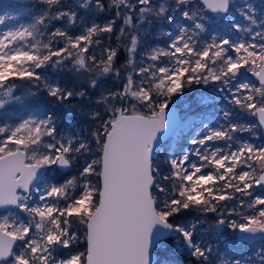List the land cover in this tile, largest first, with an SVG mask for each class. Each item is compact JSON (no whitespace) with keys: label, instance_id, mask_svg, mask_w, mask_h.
<instances>
[{"label":"snow or ice","instance_id":"obj_1","mask_svg":"<svg viewBox=\"0 0 264 264\" xmlns=\"http://www.w3.org/2000/svg\"><path fill=\"white\" fill-rule=\"evenodd\" d=\"M0 264H264V0H0Z\"/></svg>","mask_w":264,"mask_h":264},{"label":"rangeland","instance_id":"obj_2","mask_svg":"<svg viewBox=\"0 0 264 264\" xmlns=\"http://www.w3.org/2000/svg\"><path fill=\"white\" fill-rule=\"evenodd\" d=\"M206 88L207 86L197 85L195 86V89L193 91L187 92L184 96L175 98V101L172 105H175L178 108L182 116L185 114L195 115V113L197 111H200L201 109L196 106V102L194 98L197 96L199 92H201ZM204 94L207 95L208 93L205 91ZM185 105H188V107H185ZM171 143H172L171 140L167 141V144H171ZM165 147L167 150V145H165Z\"/></svg>","mask_w":264,"mask_h":264},{"label":"trees","instance_id":"obj_3","mask_svg":"<svg viewBox=\"0 0 264 264\" xmlns=\"http://www.w3.org/2000/svg\"><path fill=\"white\" fill-rule=\"evenodd\" d=\"M4 2L5 3H16L17 0H4ZM17 10H19V9H17ZM16 22H18V21H8L7 23L12 24V23H16ZM48 75L52 79H60L63 76V74L56 73L54 70H49ZM59 111H60L62 119H65V120L66 119H73V120L77 119L76 116L68 117L67 113L63 110L62 106L60 107Z\"/></svg>","mask_w":264,"mask_h":264},{"label":"water","instance_id":"obj_4","mask_svg":"<svg viewBox=\"0 0 264 264\" xmlns=\"http://www.w3.org/2000/svg\"><path fill=\"white\" fill-rule=\"evenodd\" d=\"M171 108H174V109H177L178 110V108L177 107H175V106H173V105H171L170 106ZM179 111V110H178Z\"/></svg>","mask_w":264,"mask_h":264},{"label":"flooded vegetation","instance_id":"obj_5","mask_svg":"<svg viewBox=\"0 0 264 264\" xmlns=\"http://www.w3.org/2000/svg\"><path fill=\"white\" fill-rule=\"evenodd\" d=\"M173 106H175V105H173ZM176 107V106H175ZM225 236H226V238H229L228 236H227V233H225Z\"/></svg>","mask_w":264,"mask_h":264}]
</instances>
